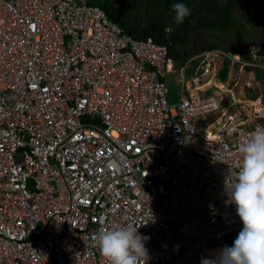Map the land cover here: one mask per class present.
I'll return each instance as SVG.
<instances>
[{
    "label": "built area",
    "instance_id": "1",
    "mask_svg": "<svg viewBox=\"0 0 264 264\" xmlns=\"http://www.w3.org/2000/svg\"><path fill=\"white\" fill-rule=\"evenodd\" d=\"M172 66L86 0H0V264H109L96 234L118 225L150 237L139 264L234 241L226 182L264 107L251 122L188 85L170 100Z\"/></svg>",
    "mask_w": 264,
    "mask_h": 264
},
{
    "label": "clouds",
    "instance_id": "2",
    "mask_svg": "<svg viewBox=\"0 0 264 264\" xmlns=\"http://www.w3.org/2000/svg\"><path fill=\"white\" fill-rule=\"evenodd\" d=\"M171 7L175 13L173 18L176 23H183L185 18L191 13V9L185 3L177 2L172 4ZM118 25L120 24L118 23ZM185 47L182 46L181 48L185 49ZM177 49L179 50V47ZM177 49H175V55L170 54L173 66L167 73V84L168 75L173 70L179 73L181 86H189L190 93H200L201 95L219 94L225 98L226 102H233L235 99L232 110L245 114L244 117L251 119V122L253 121L254 114L258 111L255 108L264 107V94L260 96L255 95V97L250 94L244 99L238 98L235 97L232 89H227L222 79L219 78V81L216 78L213 81L209 80L213 73L210 72V66L206 69V58L211 52L219 50V48L210 50H203L202 48L201 56L195 59H189L188 61L183 56L181 57V55L179 58L177 57L179 55ZM262 50L264 49L258 50V56L249 58V60L254 58L256 61L261 62L262 57H264ZM230 51L234 50L226 49L220 52V55L224 54L223 64L225 59L229 60L230 64V58H234L233 62L241 64L245 68L247 65L252 66L258 79L256 68L264 71V64L241 59L238 52L234 53L235 57H232L227 53ZM199 60H201V63L198 65ZM244 62H247V64H244ZM187 63H189L188 67L185 66ZM182 68H186L185 83L182 82ZM197 68H201L202 71L196 74L194 71ZM201 75L209 77L206 78V76L203 77ZM196 76L200 77L199 84L206 83L204 88L198 91L195 89L193 82V78ZM214 82H217L221 88L214 86ZM211 88L215 90L209 92ZM248 106L250 109L249 112L252 113L251 116L247 115L246 108ZM257 121H264V117H259ZM201 127H206V124L203 122ZM239 152L242 154V164L235 174V183L229 186L226 182V190L229 202L236 205L237 215L241 218L243 227L240 229L232 245H224L217 250L210 251L206 256L201 257L200 264H264V126L257 127L250 134L249 138L239 146ZM149 239V236L142 235L139 229L130 224L124 226L118 225L114 228H105L96 234L99 250L107 258L109 264H139L142 258L148 257L149 253L146 243Z\"/></svg>",
    "mask_w": 264,
    "mask_h": 264
},
{
    "label": "trees",
    "instance_id": "3",
    "mask_svg": "<svg viewBox=\"0 0 264 264\" xmlns=\"http://www.w3.org/2000/svg\"><path fill=\"white\" fill-rule=\"evenodd\" d=\"M99 5L109 16L119 23L125 32L135 38L152 36L169 46L170 54L180 57L181 47L186 46L191 34L203 29L224 32L235 24V10H239L246 21L253 26H264V0H87ZM185 3L191 13L183 23H176L172 4ZM219 45L210 43L203 50L217 49ZM230 50V49H227ZM234 50V49H233ZM264 52V50H262ZM201 63L199 60L198 65ZM253 67L246 66L247 70ZM197 68L194 73L201 72ZM229 71V60L225 59L219 71V78L225 79ZM257 77L263 79L264 71L256 68ZM255 97V95H253ZM233 240L230 239L229 246Z\"/></svg>",
    "mask_w": 264,
    "mask_h": 264
},
{
    "label": "rangeland",
    "instance_id": "4",
    "mask_svg": "<svg viewBox=\"0 0 264 264\" xmlns=\"http://www.w3.org/2000/svg\"><path fill=\"white\" fill-rule=\"evenodd\" d=\"M234 15L235 24L228 30L219 32L210 29L193 32L185 49L181 48V57L183 56V58L188 61L189 59H195L201 56V49L205 45L210 43H216L219 45V50L211 52L206 58V69L210 66V72L213 73L209 80L213 81L216 78L219 81L218 73L223 65L224 55H220V52L226 49H234V51L227 52L232 57L234 56V53L238 52L241 59L243 58L250 62L264 64V57H262L261 62L256 61L254 58L249 60V58L258 56V50L264 49V26H253L251 22L246 21L238 9L235 10ZM230 60L228 76L225 80H222L227 86V89H232L235 97L242 99L248 97L250 94L258 96L264 94V76L263 79H257L254 69L247 70L241 64L233 62L234 58H230ZM201 76L205 77L206 75ZM208 77L209 76H206V78ZM179 79V73H176L173 70L168 75V84L173 91L169 97L170 100H172V98L176 99L181 93L182 86ZM213 90L215 89L211 88L209 92H212ZM246 111L247 115L251 116L252 113L249 112V106L246 108Z\"/></svg>",
    "mask_w": 264,
    "mask_h": 264
},
{
    "label": "bare ground",
    "instance_id": "5",
    "mask_svg": "<svg viewBox=\"0 0 264 264\" xmlns=\"http://www.w3.org/2000/svg\"><path fill=\"white\" fill-rule=\"evenodd\" d=\"M210 137H215V135H211V134H210Z\"/></svg>",
    "mask_w": 264,
    "mask_h": 264
},
{
    "label": "crops",
    "instance_id": "6",
    "mask_svg": "<svg viewBox=\"0 0 264 264\" xmlns=\"http://www.w3.org/2000/svg\"><path fill=\"white\" fill-rule=\"evenodd\" d=\"M173 99H175V98H173Z\"/></svg>",
    "mask_w": 264,
    "mask_h": 264
}]
</instances>
